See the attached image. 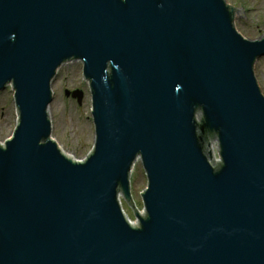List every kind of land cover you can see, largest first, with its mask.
<instances>
[{
  "label": "water",
  "instance_id": "water-1",
  "mask_svg": "<svg viewBox=\"0 0 264 264\" xmlns=\"http://www.w3.org/2000/svg\"><path fill=\"white\" fill-rule=\"evenodd\" d=\"M234 18L224 0H0V264H264V36ZM77 61L81 162L49 117L52 82Z\"/></svg>",
  "mask_w": 264,
  "mask_h": 264
},
{
  "label": "rangeland",
  "instance_id": "rangeland-1",
  "mask_svg": "<svg viewBox=\"0 0 264 264\" xmlns=\"http://www.w3.org/2000/svg\"><path fill=\"white\" fill-rule=\"evenodd\" d=\"M227 6L239 7L242 18H234V28L239 34L263 37L264 36V0H224ZM81 62H74L62 66L52 82L54 99L49 109L52 123L53 141L63 153H69L70 158L84 161L90 148V127L88 113L87 83H81ZM254 74L264 96V57L254 65ZM81 90L84 95L81 106L72 98L65 97V91ZM12 91L7 88L0 93V144L4 138L10 137ZM141 164V163H139ZM143 192L141 166L132 176V196L135 203H131L135 213L140 212L138 193ZM124 210L134 222L125 202ZM137 208V209H136ZM135 223V222H134Z\"/></svg>",
  "mask_w": 264,
  "mask_h": 264
},
{
  "label": "bare ground",
  "instance_id": "bare-ground-1",
  "mask_svg": "<svg viewBox=\"0 0 264 264\" xmlns=\"http://www.w3.org/2000/svg\"><path fill=\"white\" fill-rule=\"evenodd\" d=\"M77 62H81V61H77ZM61 68V67H60ZM59 71V70H58ZM58 73V72H57ZM10 87V85H8L7 86V88H9ZM6 88V89H7ZM11 88V87H10ZM5 89V90H6ZM4 90V91H5ZM4 91H2V92H4ZM1 92V93H2ZM74 92H81L83 95H84V93L81 91V90H77V91H74ZM71 93H73V92H71ZM70 98H72V97H70ZM83 98V97H82ZM72 99H74V100H76L77 101V104L79 105V106H81V103H79V101H78V99L77 98H72ZM81 102H82V100H81ZM52 104V103H51ZM51 106V105H50ZM52 124V123H51ZM139 164V162H137L135 165H134V168L131 170V172H130V199H131V203H133V204H136L135 203V200H134V197L132 196V193H131V190H132V176H133V174H134V172H135V170H136V168H137V165ZM142 193H144V191L142 192ZM118 200H119V204H120V208L122 209V211L126 214V212H125V210H124V204H123V202H125V199H124V197H121V196H118ZM126 203V202H125ZM137 209V208H136ZM137 212H139L138 211V209H137ZM140 213V212H139ZM141 214V213H140ZM125 217H126V219L128 220V222L130 223V224H135L134 222H132V220L128 217V214H126L125 215Z\"/></svg>",
  "mask_w": 264,
  "mask_h": 264
}]
</instances>
